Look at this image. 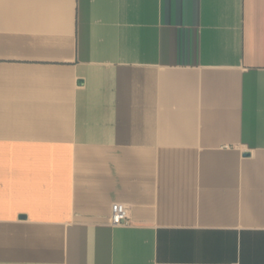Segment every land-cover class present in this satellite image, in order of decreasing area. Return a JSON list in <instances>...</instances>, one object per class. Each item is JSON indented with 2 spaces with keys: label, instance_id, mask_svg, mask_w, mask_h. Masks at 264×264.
I'll return each mask as SVG.
<instances>
[{
  "label": "crops",
  "instance_id": "1",
  "mask_svg": "<svg viewBox=\"0 0 264 264\" xmlns=\"http://www.w3.org/2000/svg\"><path fill=\"white\" fill-rule=\"evenodd\" d=\"M0 264H264V0H0Z\"/></svg>",
  "mask_w": 264,
  "mask_h": 264
},
{
  "label": "built area",
  "instance_id": "2",
  "mask_svg": "<svg viewBox=\"0 0 264 264\" xmlns=\"http://www.w3.org/2000/svg\"><path fill=\"white\" fill-rule=\"evenodd\" d=\"M111 220L112 225L114 226H124L131 224L128 207L122 203L113 204Z\"/></svg>",
  "mask_w": 264,
  "mask_h": 264
}]
</instances>
